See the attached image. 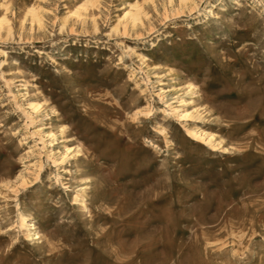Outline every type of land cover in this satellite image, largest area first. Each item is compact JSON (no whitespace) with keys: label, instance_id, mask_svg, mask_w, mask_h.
Masks as SVG:
<instances>
[{"label":"rangeland","instance_id":"obj_1","mask_svg":"<svg viewBox=\"0 0 264 264\" xmlns=\"http://www.w3.org/2000/svg\"><path fill=\"white\" fill-rule=\"evenodd\" d=\"M0 264H264V0H0Z\"/></svg>","mask_w":264,"mask_h":264},{"label":"bare ground","instance_id":"obj_2","mask_svg":"<svg viewBox=\"0 0 264 264\" xmlns=\"http://www.w3.org/2000/svg\"><path fill=\"white\" fill-rule=\"evenodd\" d=\"M32 109H34V110H36L37 108H38V105L37 104H32ZM195 135V134H194ZM211 140H213V137L212 136H209V141H211ZM208 141V142H209ZM23 225H24V223H23Z\"/></svg>","mask_w":264,"mask_h":264}]
</instances>
